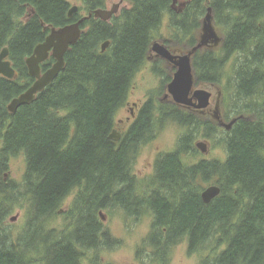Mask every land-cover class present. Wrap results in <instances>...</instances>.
<instances>
[{
	"label": "trees",
	"instance_id": "obj_1",
	"mask_svg": "<svg viewBox=\"0 0 264 264\" xmlns=\"http://www.w3.org/2000/svg\"><path fill=\"white\" fill-rule=\"evenodd\" d=\"M70 1L0 0V52L8 48L16 73L12 81L0 78V175L12 158L22 154L26 161L21 186L0 184V264H33L31 253L41 254L42 264H81L83 251L117 248L121 242L99 217L107 210H121L136 221L150 214V232L137 255L149 248L151 261L169 264L171 251L186 240L189 255L206 254L199 264H264V0H209L223 40L218 49L200 50L192 59L195 85L219 86L234 58L224 87L226 118L242 119L230 131L220 132L172 105L155 107L150 99L119 142L109 140L114 119L150 56L154 34L168 48L190 50L197 44L206 0H187L181 10L178 0H125L129 8L110 21H84L63 71L33 102L9 113L8 104L32 82L25 59L50 28L80 20L77 13L68 18ZM74 1L89 14L104 5V0ZM106 41L110 45L102 53ZM53 63L50 57L41 70ZM169 122L187 131L175 151L157 157L155 178L143 184L144 198H137L128 186L134 184L138 151ZM201 127L211 133L204 137L224 142V162L183 164L184 155L196 153L193 141ZM210 180L221 191L205 205L202 185ZM75 189L72 228L46 229ZM16 190L30 208L25 228L12 238L4 223L10 215L7 196Z\"/></svg>",
	"mask_w": 264,
	"mask_h": 264
},
{
	"label": "rangeland",
	"instance_id": "obj_2",
	"mask_svg": "<svg viewBox=\"0 0 264 264\" xmlns=\"http://www.w3.org/2000/svg\"><path fill=\"white\" fill-rule=\"evenodd\" d=\"M186 3L187 0H178L176 2V9L181 10ZM70 4L71 7H78L77 14L79 19H84V21H87L93 17L92 15L90 18L85 19L90 14H93V12L89 14V12L86 10V6L81 1L72 0L70 1ZM118 4L121 5L119 6L116 15L113 17L119 16L122 10L129 8L125 0H104V5L100 9L110 11ZM206 6L208 5L206 4ZM166 22L167 20L165 18L162 28L160 29L161 34L166 33ZM154 35V41L160 40L158 37L159 34L155 33ZM147 58L139 72L135 75L124 106L116 113L114 119V128H118L120 132L127 131L133 122V118H131L129 111L134 103L138 105V109L142 105L144 106V104L150 101V99H153L155 107L167 105L164 102L162 103L159 99H162L163 95L165 94L164 87L168 84V81L165 80L163 76L164 73H162L160 67L157 68L156 66L154 69V67L150 65V62ZM233 63L234 58H231L225 66L224 79L219 85L222 87V89H224L226 86V78L231 76ZM159 74H161V76H159ZM163 82H165V84L162 87ZM126 103L129 104L128 107L126 106ZM136 111L137 109H135V113ZM231 117L232 114L229 115L230 119ZM201 121L205 120L201 119ZM207 130L208 127H201L193 141L194 148L199 142L205 143L207 145V152L202 154L195 148L196 153H191L182 157L183 164L191 166L204 160H215L221 162L225 161L226 153L224 149L225 147L223 145L224 142H219L218 136L204 137V134L210 133L207 132ZM186 131L187 130L185 128L180 127L176 123L169 122L168 124H165L163 129L155 134V138L138 151V155L131 170L132 175L135 176V180L139 183L145 181L146 179L151 180L149 178H153L154 163L157 157L160 154H166L175 151L178 140L186 133ZM25 171V156L21 154L15 158H12L8 162L7 171L3 173L6 175L7 179L3 181V175L1 174L0 184H14L15 186H21ZM213 183L214 180H210L208 183L202 185V191L209 186H213ZM78 193L79 189H75L72 191V193H70V195L64 200L61 207L57 210V213L49 220L46 229L56 230L58 233H61L69 231L72 228L70 210L74 202V198L76 195H78ZM7 197L9 201L8 204L10 206V215L7 217L4 223V228L10 233L12 238H17L25 228L30 202L23 200L17 190ZM100 213L102 216H100ZM99 217L103 228L108 231L113 238L120 241L121 245L113 250H102L101 252L83 251L81 264H91V262H95L96 259H100V263L102 264H161L159 262L151 261L152 250L149 248H146L140 252V255H137V251L139 250V247H141V243L150 232L152 224V217L150 214H145L142 218L136 221L134 218H127L124 212L121 210H107L99 212ZM12 218H15V220L12 221ZM187 246L188 243L186 240L180 245L176 246L170 253L169 264H199L201 256L206 254L189 255L187 252ZM30 257L33 260V264H42L41 254L31 253Z\"/></svg>",
	"mask_w": 264,
	"mask_h": 264
},
{
	"label": "water",
	"instance_id": "obj_3",
	"mask_svg": "<svg viewBox=\"0 0 264 264\" xmlns=\"http://www.w3.org/2000/svg\"><path fill=\"white\" fill-rule=\"evenodd\" d=\"M89 1L93 2L96 0ZM206 4L208 5L206 15L202 20L197 44L194 47L187 50L186 53H182L181 51L179 52L168 48L161 40H156L153 41L150 49L151 54L169 62L176 68L172 80L166 86L164 98L171 97L172 101L178 106L193 107L200 110L206 109L209 104L210 89L209 87H205L204 89L193 91L195 80L191 59L198 51L218 49L222 43V37L214 25L209 0H206ZM120 5L114 6L110 11L97 9L85 19L93 15L95 19L107 22L116 15ZM77 11L78 7L72 6L68 12V18H71ZM83 21L84 19H80L78 22L64 27L50 28V32L45 40L38 44L34 48L31 56L25 60L28 74L34 79V83L23 94L9 103L7 106L9 113L13 114L19 107L33 102L35 96L43 92L63 71L65 67V54L80 39ZM109 45V41L104 42L101 45V52H105ZM8 55V48H4L0 52V78L12 81L16 78V74L11 67V62L8 60ZM49 57H52L55 62L51 68L41 73L40 65L49 59ZM238 119H242V117ZM235 122L236 119H233L228 124L221 123L220 125L226 130H230ZM120 139V134L115 130L109 136V140L113 142H119ZM195 147L202 154L207 152V145L203 142L197 143ZM220 191V188L216 185L207 187L201 193L202 202L205 205L210 204L213 199L220 195ZM100 216H102L101 213ZM14 220L15 218H12V221Z\"/></svg>",
	"mask_w": 264,
	"mask_h": 264
},
{
	"label": "flooded vegetation",
	"instance_id": "obj_4",
	"mask_svg": "<svg viewBox=\"0 0 264 264\" xmlns=\"http://www.w3.org/2000/svg\"><path fill=\"white\" fill-rule=\"evenodd\" d=\"M170 49H172V48H170ZM172 50L179 51V52L181 51L182 53H186V51H187V50H180V49H172ZM147 59L150 62V65L152 67H154V69L156 66H157V68L160 67V70H161V68H164V78L168 79V83L172 80L173 75L176 71V68L172 64H170L169 62H167V61H165L159 57H156L155 55H153L151 53ZM192 59H193V57H192ZM192 59H191V63H192ZM192 69H193V66H192ZM159 76H161V75L159 74ZM193 76H194V71H193ZM33 83H34V80L32 79V82H31L29 87H31V85ZM194 85H195V83H194ZM166 86L164 87L165 93H166ZM205 87H209V89H210V99H209V104H208L207 108L204 110L196 109L193 107L189 108V107H184V106H178L172 101L171 97L164 98L165 94L163 95L162 99H159V100L162 103L164 102L165 104L175 106V107H177V108H179V109H181V110H183V111H185V112H187V113H189V114H191L197 118H201V119L205 120L206 122H210V123L214 124L220 132H224L225 129H223L220 124L221 123L226 124L228 122H231V120L233 119V118H231V119L227 120V118H226V109H225L226 103L224 100L225 99V92L221 86L207 85V84H202V85H198V86L195 85L193 88V91L197 90V89H204ZM126 106L128 107L129 104L126 103ZM142 107H143V105L138 109V105L134 103L133 106L130 108L129 113H130L131 118H133V120H132L133 122L129 126L127 131L120 132L119 129L116 127L113 129L120 134L121 139L128 133V131L130 130V127H132V125L137 120ZM135 109H137L136 113H135ZM131 178H132V182H134V184L131 186L129 184V186H128L129 191L128 192H130V194L134 195L137 198H144L145 195L143 193V184L145 182H149L150 180L146 179L145 181L139 183L135 180L134 175H132ZM153 178H155L154 175H153ZM153 178H149V179L152 180ZM2 179H3V181L7 179L5 174H3ZM138 190H140V191H138ZM151 193L152 192H150V194Z\"/></svg>",
	"mask_w": 264,
	"mask_h": 264
},
{
	"label": "bare ground",
	"instance_id": "obj_5",
	"mask_svg": "<svg viewBox=\"0 0 264 264\" xmlns=\"http://www.w3.org/2000/svg\"><path fill=\"white\" fill-rule=\"evenodd\" d=\"M94 11H95V10H94ZM94 19H95V18H94ZM77 22H78V21H77ZM100 48H101V47H100ZM32 53H33V52H32ZM30 56H31V55H30ZM30 56H29V57H30ZM29 57H28V58H29ZM49 58H50V57H49ZM51 58H52V57H51ZM26 59H27V58H26ZM26 59H25V60H26ZM52 59H53V58H52ZM47 60H48V59H47ZM53 60H54V59H53ZM54 62H55V60H54ZM24 63H25V62H24ZM42 64H43V63H42ZM42 64H41V65H42ZM53 64H54V63H53ZM53 64H52V65H53ZM41 65H40V69H41ZM52 65H51V66H52ZM25 66H26V63H25ZM50 68H51V67H50ZM26 69H27V66H26ZM13 70H14V69H13ZM27 72H28V69H27ZM41 72L44 73L45 71H42V70H41ZM15 74H16V73H15ZM28 75H29V74H28ZM32 79H33V78H32ZM33 80H34V79H33ZM22 94H23V93H22ZM16 98H17V97H16ZM14 99H15V98H14ZM11 101H12V100H11ZM8 105H9V104H8ZM7 111H8V109H7ZM8 112H9V111H8ZM238 118H240V117H238ZM238 118H235V119L238 120ZM231 121H232V120H231ZM228 123H229V122H228ZM228 123H226V124H228ZM224 124H225V123H224ZM221 127H222V126H221ZM222 128L225 129L224 127H222ZM231 128H232V127H231ZM113 131H114V130H113ZM225 131L228 132V131H230V130H226V129H225ZM111 133H112V132H111ZM117 133H118V132H117ZM110 135H111V134H110ZM195 148H196V147H195ZM196 149H197V148H196ZM197 150H198V149H197ZM160 155H161V154H160ZM4 181H5V180H4Z\"/></svg>",
	"mask_w": 264,
	"mask_h": 264
}]
</instances>
